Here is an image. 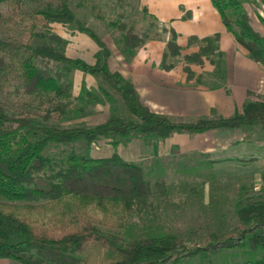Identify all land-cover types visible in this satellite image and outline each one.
Returning <instances> with one entry per match:
<instances>
[{"label":"trees","instance_id":"obj_1","mask_svg":"<svg viewBox=\"0 0 264 264\" xmlns=\"http://www.w3.org/2000/svg\"><path fill=\"white\" fill-rule=\"evenodd\" d=\"M94 2L114 3L115 19L107 25L129 62L149 34L137 33L126 22V0H0V6L6 5V12L0 11L1 24H13L18 18L19 26L29 22L16 35L0 30V258L19 264H193L190 261L195 259L212 264L222 251L264 250V196L237 206L234 231L213 232L192 245L172 234L124 239L110 231L123 228L134 212L145 211L156 196H167L169 187L161 177L147 178L141 164L127 162L117 152L93 157L91 150L97 143L116 149L133 139L149 144L153 137L219 129L259 134L264 132V101H247L240 112L228 117L192 121L151 111L132 82L110 70V51L96 32L78 20L76 11L93 10ZM211 2L248 58L264 66V36L252 27L246 8L264 0ZM54 24L76 26L86 34L98 48L94 63L66 56L67 41L51 31ZM150 29H157L156 22ZM218 40L217 34L190 38L189 44L198 50L184 59L197 65L210 59L213 76H221ZM167 48L170 56L179 55L174 33ZM166 57L161 67L169 70L172 66ZM73 71L93 77L97 93L82 87L75 96L68 77ZM18 97L31 110L23 111ZM120 103L130 118L116 114ZM96 105L110 108L102 123L63 124L91 113ZM51 111L58 114V123L52 122ZM248 161L252 159L242 162ZM185 186L179 183L171 189L182 194ZM237 264H264V254Z\"/></svg>","mask_w":264,"mask_h":264},{"label":"crops","instance_id":"obj_2","mask_svg":"<svg viewBox=\"0 0 264 264\" xmlns=\"http://www.w3.org/2000/svg\"><path fill=\"white\" fill-rule=\"evenodd\" d=\"M252 7L253 14L247 10L251 25L264 36V23L259 20L264 19V4ZM125 9L126 22L145 31L149 39L122 68L109 67L132 82L151 111L177 121H192L214 115L228 117L240 112L247 101H264V66L248 58L247 51L226 30L211 0H128ZM151 22L157 24L153 32ZM173 33L180 52L172 57L167 44ZM216 34L218 52L222 54V73L218 77L213 76L215 66L210 59H204L200 65L184 59L198 50L196 45L189 44L190 38L203 39ZM164 54L166 63L172 66L169 70L161 67ZM201 136L208 141L205 147L198 144ZM253 145L240 130L219 129L202 134H172L165 139L153 137L149 144L133 139L127 143L126 156L120 153L122 145L116 149L123 160L135 163L140 159L158 160L173 152L194 158V152H199L212 162V172L207 177L214 178L216 170L231 162L246 165L242 161L246 160L248 147ZM254 147L264 150V141L256 140ZM0 264L19 263L0 258Z\"/></svg>","mask_w":264,"mask_h":264},{"label":"rangeland","instance_id":"obj_3","mask_svg":"<svg viewBox=\"0 0 264 264\" xmlns=\"http://www.w3.org/2000/svg\"><path fill=\"white\" fill-rule=\"evenodd\" d=\"M94 3L93 10L89 8L76 11L77 18L81 22H86L87 26L96 32L108 47L110 51L109 66L112 69L122 68L126 61L114 43L117 36L111 32L107 25L109 20L115 19V5L113 2ZM246 8L251 14L255 12L251 5L246 6ZM0 11L4 14L6 5L0 6ZM19 21H21L20 18L10 25L0 22V30L10 35H16L20 27L28 28L29 22H23L22 26H19ZM50 29L67 41L66 56L94 63L96 46L86 34L78 32L76 26L64 27L54 24L50 26ZM135 30L141 34L140 28L135 27ZM51 67L57 69L54 64H51ZM68 77L72 81V92L75 96L80 94L82 87L97 93L98 83L90 75L73 71L69 73ZM16 102L23 111L31 110L30 104L21 97L16 98ZM90 109L91 113L84 117L63 124L71 125L84 122L93 125L102 123L110 114V108L107 105L91 106ZM49 113L52 122L58 123V114L54 111ZM116 114L130 118L122 103L118 105ZM247 136L245 133V137L249 139L247 141L253 142L254 145L248 147L244 158L246 160L252 158V161H248L246 165L231 162L220 171L216 170L217 175L211 180L207 177L211 173V168L199 152H194V158L180 156L179 153L173 152L171 156H164L158 160H138L137 163L142 165L147 178L154 180L155 177H161L166 180L169 192L165 197L158 195L155 197L156 199H152L151 204L142 213L134 212L125 222L123 228L111 229L110 231L124 239L144 237L149 234H172L189 245L202 242L207 235L213 232L222 234L234 231L238 226L237 206L249 199L264 196V150L254 147L257 139L264 141V132L260 131L259 134L247 133ZM202 138L206 137L201 136L198 144L200 147H205L208 141ZM121 145L120 153L126 156L128 153L127 144ZM96 146L98 147L97 150L96 147L91 150L93 155L105 157L117 152V149L106 145L104 142H99ZM249 155L253 157L250 158ZM155 161H160V164H156ZM179 183L181 186L182 184L186 185L182 189L184 195H181L178 190L171 189L173 185ZM191 188L194 189V193L191 192ZM174 191L178 192L175 194ZM245 252V250L239 249L222 251L216 255L212 264H237L264 254V250L249 254ZM190 262L207 264L201 263L198 259Z\"/></svg>","mask_w":264,"mask_h":264}]
</instances>
